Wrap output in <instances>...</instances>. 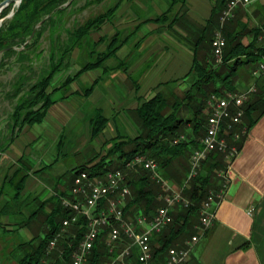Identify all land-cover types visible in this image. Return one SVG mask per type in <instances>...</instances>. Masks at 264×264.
I'll return each mask as SVG.
<instances>
[{"label": "crops", "instance_id": "1", "mask_svg": "<svg viewBox=\"0 0 264 264\" xmlns=\"http://www.w3.org/2000/svg\"><path fill=\"white\" fill-rule=\"evenodd\" d=\"M120 1L109 28L103 26L97 33L99 38L119 43L117 50L111 54L109 65L97 67L82 76L93 73L92 81L96 83L92 93L83 97L75 93V89L74 94L51 105L44 120L35 124L50 122L47 127H55L53 138L56 139V146L60 147L66 138L63 128L72 122L74 115H78L79 122L85 123V135L81 139L94 143L91 150L93 158L79 166L87 164L97 155L99 157L92 163L98 162L105 149L111 150L117 142L137 137L142 130L138 109L149 99L160 94L169 99V105L180 102L197 79L195 76L187 77L194 59L203 63L212 57V48L204 42V38L208 41L219 27L222 0H118L117 4ZM257 2L262 0L246 8H238L234 17L236 21L223 28L224 34L241 32L246 25L249 30L256 27L264 16V9L257 6ZM125 8L128 11L124 19ZM215 8L217 13L212 16ZM241 37L245 45L252 41L251 34L247 32ZM251 72L250 65L238 67L234 72L225 71V75H232L233 89L224 90L235 92L252 85L258 86V90L263 88L264 79L256 81ZM221 88L217 86V89ZM89 100L93 103L91 108L86 107ZM75 107L81 108L77 111ZM98 116L105 121L101 131L93 136L92 126ZM178 116L185 120L193 118L190 107L185 103H182ZM246 126L244 117L232 129L223 128L222 137L230 144L242 143L241 150L231 164L225 196L214 206L213 225L193 247L184 264H264V115L249 130ZM33 127L25 126L0 152V161L5 159V162L14 164L12 169L0 171V203H7V206L16 200L26 203L18 212L7 209V212L0 213V264L6 262L3 251L8 249L12 252L18 246L4 239L8 232H24L31 237L30 232L35 225L26 227L25 223L41 203L46 204L45 211L50 213L54 201L71 191L73 169L77 168L54 171L52 163L32 166L24 162L25 155L30 153L29 146L38 143L41 137L40 133H33ZM183 130L186 140L195 143L190 145L192 152L200 146L204 134H193L191 123L183 125ZM235 135H240L238 140L234 139ZM21 163L26 167L24 175L27 177L17 196V185L11 181ZM179 163L183 169L190 168L189 157ZM174 164L175 167L178 162L174 161ZM46 171H50L49 174ZM186 179L175 174L166 182L173 191L189 201L185 196L188 188L184 187ZM212 182L215 183L214 188H218L220 177L213 178ZM6 184L14 188L8 198L3 194ZM182 206L180 203L172 206V217L179 213ZM190 225V234L200 233L199 219L195 218ZM183 244L181 240L175 242V246ZM165 257L166 254L164 260Z\"/></svg>", "mask_w": 264, "mask_h": 264}, {"label": "trees", "instance_id": "2", "mask_svg": "<svg viewBox=\"0 0 264 264\" xmlns=\"http://www.w3.org/2000/svg\"><path fill=\"white\" fill-rule=\"evenodd\" d=\"M2 1L4 0H0V3ZM227 1L222 0V10L225 8ZM78 2L79 0H22L14 15L4 21L0 27V70L5 66V61L13 57L22 65V68L29 67V64L24 66V63L32 64L40 59L44 52L41 45L45 32L49 33L51 41L49 68L30 86L28 94L21 96L19 103L14 107L11 115L13 123L8 126L12 133L15 130L20 132L25 126L41 123L49 107L56 103V100L52 99L53 93L69 86L84 71L98 66V64L84 66L73 76L67 77L61 86L47 92L56 73L62 67L68 66L72 51L79 47L82 40L90 33L100 30L102 24L112 12L110 10L106 15L88 20L71 31L65 26L71 16V11ZM86 3L92 2L86 1ZM9 7L11 5L1 12V19L8 15ZM216 13L217 9L215 8L212 11V16ZM242 28L252 35V41L247 45L242 43L241 36L245 32L235 33L233 31L226 34L225 63L222 66H226L228 70L234 72L237 71L238 67L243 68L250 65L253 74L258 63L264 58V44L259 42L262 27H254L250 30L248 26ZM63 31L67 33L65 41L61 40ZM204 42L211 46L212 39L205 41L204 38ZM113 45H115L114 42ZM116 50L117 47L111 48L103 58H107ZM67 56L68 61L66 63ZM213 63H211V59H206L202 63L195 58L187 77L195 76L197 78L196 82L185 92L180 102L169 105V99L160 94L149 99L138 109V115L142 121V130L137 137L117 142L106 157H100V161L91 167L82 166L76 171V174L85 171L91 178L99 179L104 178L112 170L125 171V186L132 190V195L127 197V203L123 207L126 219L129 215L136 218V214L152 218L157 208L161 206L159 200L161 188L152 178V173L142 167L131 171L125 170V164L135 156H145L154 160L165 179L175 174L187 178L189 168L183 169V165H180L179 161L187 157L190 159L193 151L200 148V146L190 152V145L195 144L194 142L181 140L174 143V141L182 136L181 134H184L183 125L187 123L192 124L193 134H205L208 117L207 99L212 94H221V89H213V87L220 84L223 89H233L231 87L232 75L221 73L219 71L221 66ZM25 81L26 79L22 77L13 94L14 97H19L22 91L21 86L25 84ZM211 86H213L212 91L210 90ZM182 103L190 107L193 115L192 120H185L178 116ZM37 106L39 107L35 109ZM244 108V117L247 120L246 129L249 130L264 115V87L259 88L254 99L245 104ZM254 114L255 117H253ZM104 121L105 119L101 116L97 118L94 128L95 133L100 131L101 128L98 125L104 124ZM236 145L238 152H240L242 143H236ZM174 161L178 162L175 167ZM226 168L225 156L219 152L211 153L202 162L197 176L191 179L185 192L190 205L179 207V213L173 216L172 223L161 234L154 236L155 241H152V243H155L152 248L156 259H162L168 249L175 246L177 240H181L183 243L187 240L185 237L189 234L190 226H192L190 222L195 218L200 219L201 205L208 197L209 192L219 190L223 184V180L220 178V185L218 188H214L213 178L218 177V173L226 170ZM20 173L21 171L17 170L15 175L18 176ZM76 174L74 172V177ZM26 177V175H22L18 182H13L17 185V196L25 183ZM63 196L75 201L71 193ZM45 205V203H41L25 223L26 227L37 225L40 230L30 240L18 244L11 252L16 264H44L47 260H53L51 264H71L73 254L87 232L88 220L85 216H79L76 222H70L67 227H63L64 220L71 221L75 213L71 209L65 208L61 200L54 201L50 213L45 211ZM106 206V200L101 201L95 213L106 208ZM42 226H45V230H41ZM63 228H65V231L56 243V246L59 245L60 247V252L50 253L52 251L49 250L50 242L61 233ZM109 231V227H106L98 236L91 250L88 264H108L114 257L109 252L105 240Z\"/></svg>", "mask_w": 264, "mask_h": 264}, {"label": "built area", "instance_id": "3", "mask_svg": "<svg viewBox=\"0 0 264 264\" xmlns=\"http://www.w3.org/2000/svg\"><path fill=\"white\" fill-rule=\"evenodd\" d=\"M258 0H229L221 13L222 23L233 17V12L239 7H247ZM226 47L225 39L219 32L215 33L212 40V53L216 64L223 63L224 50ZM253 77L256 80L264 78V58L258 63L253 71ZM257 93L256 85L249 86L236 92H229L225 95L212 94L207 99L208 117L206 131L200 141V148L193 151L190 157V169L184 187H187L195 176H197L201 164L211 153L219 152L225 156L230 163L238 155V148L231 145L224 137L222 132L224 126L232 129L241 123L245 116V104L248 99ZM240 135H235L238 140ZM183 137L176 139L178 143ZM231 162V164H232ZM229 167L218 173V177L223 180L221 188L217 191H211L202 203L200 209V233L184 242L183 246L170 247L166 252L165 260L154 257L152 241L155 235L161 234L168 227L173 217L171 208L177 203L188 207L190 202L183 199L182 196L173 191L171 186L162 177L158 164L145 156H135L125 164V170L131 171L142 167L152 173V178L161 186L163 194L159 200L164 202V206L158 208L152 218L139 215L135 220L124 218L123 202L129 195V189L125 186L126 173L123 170H112L108 172L103 179L91 178L87 172H80L73 180L71 194L75 201L63 199L62 205L71 209L75 215L72 220H64L63 227H67L70 222H76L79 216H85L88 220L87 232L83 240L78 245L73 254L71 264H88L89 256L94 244L104 230L109 227L110 231L106 240L109 252L114 257L108 264H184L201 237L212 227L215 219L214 206H217L223 200L229 183ZM106 200L107 206L98 213H95L101 201ZM61 233L50 242L49 250L56 246ZM126 239L128 243L120 245V242Z\"/></svg>", "mask_w": 264, "mask_h": 264}, {"label": "rangeland", "instance_id": "4", "mask_svg": "<svg viewBox=\"0 0 264 264\" xmlns=\"http://www.w3.org/2000/svg\"><path fill=\"white\" fill-rule=\"evenodd\" d=\"M86 1L88 2L90 1L92 3L87 4ZM117 1L118 0H79L77 5L74 6L73 11H71L72 12L71 16L69 20L67 21V24L65 27L71 31L75 30V28L83 25L88 20H93L99 16L106 15L110 10H112V12L106 18V21L101 26V28L104 26L105 28L108 29L111 19L114 17V14L116 13L117 8L121 4V1L118 4H117ZM262 2H264V0H262ZM262 2H257L256 5L264 9V3ZM18 7H19L18 5H11V7H9L8 15L5 18H3V22L10 19L14 15V12ZM125 9L123 11L124 19H125V14L128 11V8L126 10ZM236 10L233 12L234 13L233 17L225 21L224 23L221 22L220 20L221 15H220L219 27L214 31L213 36L210 37L208 41H210L211 39L213 40L215 33L219 32L226 42V37H225L226 34H224L223 28L226 27V25L228 24H234V22L236 21V19H234ZM3 22L1 23L0 27L2 26ZM256 27H262L261 28L262 32L259 35V42L264 44V16L261 17V19L258 21V24H256ZM245 30L246 29L242 28L241 32H246L247 30L246 31ZM97 33H99V30L92 32L88 36H86L82 40L79 47L75 48L72 51L69 61H68V56H67V59L65 62L66 63L67 61L69 62L68 66L62 67V69L56 73V75L54 76L52 80L51 86L47 89V92H51L53 88L61 86L65 82L67 77L73 76L76 72L80 71L84 66L88 64H96V65L98 64V66H95L93 69L84 71L69 86L61 90H56L52 95V99L56 100V102L64 100L68 98L69 96H71L72 94H74L75 89H76L75 93H79L83 97H88L92 93L96 82L92 81L93 73L85 77H82V76L89 71H93L97 67L109 65V58L111 57V54L105 59L103 58V56L107 52H109L111 48L113 47L118 48L119 43L114 42L115 45H113V42H110L109 39L105 37L99 38V35H97ZM66 39H67V33L63 31L61 40L65 41ZM41 48L44 49V52L41 55L40 59L34 61L32 64L28 62L24 63L25 64L24 66H27L29 64L30 65L29 67L22 68V65L16 61L15 57H13V58L7 59L5 61V66L0 70V152H2V150L6 149L9 146L11 142V137L13 136L14 138L19 133L16 130L12 133L10 128H8V126L13 123V118H11V115L13 113L14 107L19 103L21 96L28 94L29 92L28 90L30 86L34 84L42 76L43 72L45 70L47 71L49 68L48 66L50 63L49 55H50L51 41H50L48 32L44 33ZM210 48H212V43H211ZM224 53H225V50H224ZM210 59H211V63L214 62L213 64L217 66L219 65L215 63V58L213 56V53ZM224 63L225 62H224V56H223V63L220 64L221 67L219 68V71L221 73L228 70V67L222 66L224 65ZM22 77H24L26 81H25V84L21 86L22 87L21 94L19 95V97L16 98L13 96V94L15 93L16 87H18V84L20 83V80ZM231 83H233V80L231 81ZM217 86H220V84H216V86L214 87L211 86L210 90L212 91V87L214 89V88H217ZM226 91L227 90H224V89L222 90L221 88L220 90L221 94L219 93V95L221 96L225 95L226 93H228ZM257 91H258V88H257ZM87 103H88V105L86 106L87 108L88 107L91 108L93 106V103L91 100L87 101ZM38 107L39 106H37L35 109H37ZM75 108L77 111H79L81 107L79 109H77V107ZM78 117H79L78 115H74L72 122L63 128L66 138L60 147L56 146L55 144L56 139L53 138V135H55L56 133L55 127L54 128L52 127L51 129L47 127L48 124H50V122L48 123L45 122L40 125L33 124V126L35 125L34 127L31 125L30 127H33L32 128L33 133H40L41 137H39L40 139L38 140V143L29 146L30 153L26 154L24 157V162H27L29 165H32V166L34 165L38 166L40 164L42 166H45V165H49L52 163L54 171L70 170L72 167L77 166V168L73 169V178H72V182H70L69 191L72 190V187H73L72 183L75 178L74 172L76 174V171L80 169L82 166L91 167L92 165L96 163V162L92 163V161L94 159L97 160V158L99 157V155H97L94 157V159H92L87 164L79 166L84 161H88L89 159L93 158V153L91 150H92V146L94 143H89L88 142L89 140L86 141L84 138L81 139V137L85 135V132H84L85 123L81 122L82 123L81 124L78 120L79 119ZM97 118L95 119V121L97 120ZM99 126L101 128L103 124H99L98 127ZM92 127H93L92 128L93 136L98 134L101 131L100 129L98 133L94 132L95 122H93ZM27 128H29V126H27ZM181 135L182 136H180L179 138L183 137L182 140H186L185 134H181ZM231 145H235L237 147L236 143H231ZM38 146H40L42 149L41 148L38 149ZM110 151L111 150L105 149L103 151L104 154L101 155L100 157H106ZM98 161H100V159ZM225 162L227 163V168H228L229 164H231L232 161L229 163L228 160L225 159ZM13 166L14 164H12L11 162L9 163L5 162V159L0 161V171L2 172L6 169L7 170L12 169ZM18 170H20L21 173L18 176L14 174L12 177V181L10 179L11 182H18L20 179V176L25 174L26 167L24 166V163L19 164ZM49 172L50 171L48 172L46 171V174H49ZM128 189H129L128 196H131L132 190L130 188ZM13 191H14V188H12V185L6 184V186L3 189V194H5V197L7 196L6 198H8L9 196H11L10 192L13 193ZM45 192L47 194L49 193L48 190H46ZM70 193L71 191L68 193V195ZM161 193L163 194L162 189H161ZM67 198L68 197L60 196L59 200L62 201L63 199H67ZM160 202H161L160 207H163L165 204L162 203V200H160ZM126 203H127V198L123 202V205L125 206ZM25 204H26L25 202H21L19 200H16L15 202L8 204L10 206H7V203L5 204L0 203V211L6 212L8 210H13V211L18 212L21 209H23V206ZM136 216H139V215L136 214L135 217ZM127 219L135 220V218H133V216L131 215H129ZM37 227L38 226L35 225L33 229L31 230L30 232L31 237H34L36 233H38L37 230H39V227L38 228ZM44 230H45V227H44ZM12 233L13 232H8V234L5 236L4 239L7 242L9 240L13 241L12 245L15 247L21 242L28 241L31 238L30 236L26 235L24 232L23 233L15 232V234H12ZM193 236L195 235L190 234L189 232V234L187 235V237H185V239L187 238L191 239ZM107 238L105 240H107ZM154 239L155 237H153V241H155ZM127 243L128 241L124 239L123 241L120 242V245H124V244L126 245ZM154 243L155 242H153V244ZM9 245L10 244H8V246ZM56 251L60 252L59 245L55 246V248L50 253H54ZM3 254L6 258L5 264H11V263L16 264L11 251H9L8 249H5L3 251ZM0 258H1V255H0ZM52 261L53 260H47L46 263L44 264H51Z\"/></svg>", "mask_w": 264, "mask_h": 264}, {"label": "water", "instance_id": "5", "mask_svg": "<svg viewBox=\"0 0 264 264\" xmlns=\"http://www.w3.org/2000/svg\"><path fill=\"white\" fill-rule=\"evenodd\" d=\"M22 2V0H4L0 3V14L1 12L6 9L8 6L10 5H20V3ZM3 22V18H0V25Z\"/></svg>", "mask_w": 264, "mask_h": 264}]
</instances>
